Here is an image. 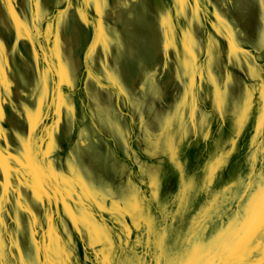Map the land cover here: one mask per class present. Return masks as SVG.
Masks as SVG:
<instances>
[{
	"label": "rangeland",
	"instance_id": "374dc122",
	"mask_svg": "<svg viewBox=\"0 0 264 264\" xmlns=\"http://www.w3.org/2000/svg\"><path fill=\"white\" fill-rule=\"evenodd\" d=\"M0 264H264V0H0Z\"/></svg>",
	"mask_w": 264,
	"mask_h": 264
}]
</instances>
